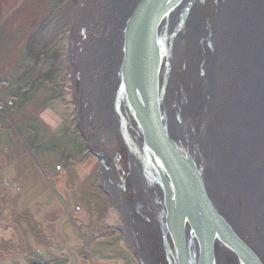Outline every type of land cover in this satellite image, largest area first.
<instances>
[{
	"label": "rangeland",
	"instance_id": "374dc122",
	"mask_svg": "<svg viewBox=\"0 0 264 264\" xmlns=\"http://www.w3.org/2000/svg\"><path fill=\"white\" fill-rule=\"evenodd\" d=\"M138 1L0 0V78L11 81L9 85H0V194L5 188L15 199L25 197V204H30L37 193L44 192L37 204L28 209L38 210V215L36 219L30 215L26 218L24 235H35L39 230L48 232L51 224L56 223L64 222L71 228L77 206L78 210L84 208V213L90 206H95L96 211L111 207L112 198L96 173L101 163L92 152L85 154V139L89 138L94 151L110 150L115 154L122 145L119 120L113 109L114 94L119 82L123 26ZM242 1H195L199 10L195 19L199 15V24L193 19L189 25V18L175 41L164 113L171 135L193 152L204 170L213 202L264 263V234L258 224L248 219L243 193L238 190L232 195L220 184L226 181V175L230 178L239 161L237 155L223 160V152L227 157L231 154V131L230 138L225 136V147L213 142L214 128H228V121L218 117L229 119L224 102H230L232 110H240L242 105L241 97L231 87H239L238 71L243 74L240 67L249 64L241 63V56L234 51L236 58L231 62L230 43L226 40L227 25L232 24L233 14L237 16V6ZM208 55L212 71L204 63ZM188 63L197 72L193 81L189 78ZM208 103L213 106L207 107ZM214 108L215 117H211ZM220 134L224 135L222 131ZM211 142L213 148L221 150L215 156L218 163L210 161ZM122 172H127L125 167L117 173V193L120 197L130 194L134 205L143 196L131 187L119 186ZM108 184L110 188L113 185L112 181ZM145 201V205L151 203L150 198ZM154 201L158 204L155 209L159 208V200ZM15 203H10L11 211ZM58 206L61 211L53 210ZM4 209L8 210L6 206ZM155 209L150 212L159 229L160 209ZM3 220L5 227L6 216ZM81 229L76 232L80 234ZM5 234L0 226V240ZM126 251L122 244L119 255ZM216 258L217 264H240L232 252L218 245Z\"/></svg>",
	"mask_w": 264,
	"mask_h": 264
},
{
	"label": "water",
	"instance_id": "95a60500",
	"mask_svg": "<svg viewBox=\"0 0 264 264\" xmlns=\"http://www.w3.org/2000/svg\"><path fill=\"white\" fill-rule=\"evenodd\" d=\"M195 1L139 0L127 17L114 94L120 136L149 184L161 190L158 220L168 264H217V245L240 264H264L213 202L204 170L171 135L163 111L175 41ZM10 82L0 78V85ZM94 154L109 167L105 152Z\"/></svg>",
	"mask_w": 264,
	"mask_h": 264
},
{
	"label": "crops",
	"instance_id": "0c3cea01",
	"mask_svg": "<svg viewBox=\"0 0 264 264\" xmlns=\"http://www.w3.org/2000/svg\"><path fill=\"white\" fill-rule=\"evenodd\" d=\"M96 173L106 194L112 198L111 207L96 211L95 206H90L84 213V208L78 210L77 206L72 218L75 226L70 228L64 222L56 223L51 224L49 231L46 225L48 232L44 233L34 226L39 230L35 235H24L22 231L29 215L37 218L38 210L29 212L28 209L37 204L44 192L35 194L37 197L30 204H25V197L15 199L8 189L3 188L0 194V226L6 234L0 240V264H140V260L143 264H154L159 244L155 233L158 226L152 218L151 208L139 201L134 205L117 206V195L120 194L117 187H108V181L112 180L110 173L102 168ZM1 180L3 182L4 178ZM12 202L16 205L11 211ZM56 209L61 211L59 206L53 208ZM64 215L69 214L64 212ZM81 227L79 234L76 231ZM122 244L127 251L120 256Z\"/></svg>",
	"mask_w": 264,
	"mask_h": 264
},
{
	"label": "bare ground",
	"instance_id": "6f19581e",
	"mask_svg": "<svg viewBox=\"0 0 264 264\" xmlns=\"http://www.w3.org/2000/svg\"><path fill=\"white\" fill-rule=\"evenodd\" d=\"M228 3L231 5L229 1ZM198 12V8L194 5L189 13V25H192V21L195 19L196 13ZM195 24H199V15L197 16V19H195ZM171 25L173 24L171 23ZM227 27L229 31L227 30L226 32L228 33L226 40L230 43L229 50L231 52L230 55L232 56V59H230L231 62L234 63L236 58L235 54L237 52V54L241 56L239 58L240 62H244L243 64L246 65L249 64V66H245V68L239 66L243 71V74L238 71V74H240L239 80L242 84L240 83L237 89H235L234 85L231 87V91H234L235 95L241 97L239 101V104L242 103L240 106L241 109L232 110L231 103L225 101L223 106H227V109L229 110L228 112L232 117L230 115L229 119L223 118L222 116L220 117V115L218 117L223 119L225 123L228 121V128L223 125L219 130H216V128L213 129V142H216V146L218 143L223 144L225 147L227 143L226 139L230 138L228 135L229 131H231V140L234 139L233 143H230L229 145L231 153L229 157H227L224 152H221L223 160L232 156L234 157L235 155H237V159H239L235 166V171L231 174L233 178L231 176L229 178L226 175L223 177L226 181L220 184H222V188L229 189L232 195H235L238 190L243 193V197L246 200V215H248V219L251 223L258 224L264 234V0H248L247 2L243 0L242 3L237 6V16L233 14L232 24L227 25ZM189 29L191 28L189 27ZM212 32L215 35V31L212 30ZM180 34L181 31L178 36ZM219 36L220 34L217 39L216 37L213 39H216L217 42ZM232 51H234L235 54ZM257 59H260V63L257 62ZM192 62L193 60L191 63ZM191 63H188V69L189 66H191V74H189V78L191 77L190 79L193 81L197 77V72L192 71L193 68ZM204 63L205 67L210 68L212 71L213 63L209 60V55ZM231 69L234 70V66H231ZM234 83L237 85L236 81H234ZM165 104L166 101L164 100L163 111ZM208 105L213 106L212 103H208L207 107ZM217 106L221 108L220 103H218ZM210 116L215 117V108L213 112L211 111ZM167 124L169 127L168 120ZM219 131H222L224 135H219ZM210 144L212 145V148L215 147L212 142ZM202 150L204 151L203 148ZM219 150L217 148L211 150L212 155L210 157L212 158H210V161L213 160L215 163H218V158L216 157L219 154ZM208 153L210 154V151H208ZM218 180L221 181L220 177L217 181ZM224 184H227V186ZM250 215L253 217L254 221ZM249 220L246 221L248 222Z\"/></svg>",
	"mask_w": 264,
	"mask_h": 264
},
{
	"label": "flooded vegetation",
	"instance_id": "af4514ba",
	"mask_svg": "<svg viewBox=\"0 0 264 264\" xmlns=\"http://www.w3.org/2000/svg\"><path fill=\"white\" fill-rule=\"evenodd\" d=\"M176 16L178 17V15H175L172 20L175 21ZM114 32H115V29H114ZM110 34H111V32H110ZM172 68H173V65H172ZM171 71H172V69H171ZM170 76H172L171 73H170ZM170 82H171V77H170L169 83ZM114 112L117 116V113L115 110H114ZM116 126H117V124H116ZM186 134H188V132H186ZM85 140L87 143V144L86 143L85 144L88 146L86 148L85 154H87L89 151L92 152V156L95 159H97L99 161V163H101V160L99 159V157H97L94 154V152H105L107 154L109 167L107 168V166H104L101 164L100 168H102L105 171H108V173H110V175H111L110 177H112V180H111L112 184H113L112 187H118L117 186L118 185L117 175H119L120 173L119 174H117V173L119 170H121V168L125 167L127 172L121 173V179L122 180L121 179L120 180L122 181V184H119V186H122L125 189L127 187H131L132 191L133 190L139 191L140 194L143 196V197H141L140 203H146L145 200H147V198H150L151 203L150 204L148 203L149 205L148 204H146V205H148L152 209H155L158 205V204H156L154 199L155 198L158 199L159 200V206H158L159 208H157V209L161 210L160 199L158 198L159 196L161 197V190H160L159 186L158 185L152 186L149 184L148 178L143 173L142 165L136 159H134V157L131 155L129 149L127 148V146L123 142L122 138L119 141L120 144H122V145H120V148L117 150V152H115V154L113 152H111L110 150L94 151L93 149H91L89 138H86ZM138 175H140V181L139 182H138V180H139ZM124 177H126V180L123 179ZM113 179H114V183H113ZM131 201H130L128 196L127 197L118 196L117 197V203H118L117 206L131 205V203H132ZM137 201L138 200H136V202ZM157 209H155V210H157ZM157 221L159 222V220H157ZM155 233H156V237L158 239L159 249H157L158 257L155 258L154 264H168V262L165 258V250H164V246L162 243L161 232H159V229H158V231H156Z\"/></svg>",
	"mask_w": 264,
	"mask_h": 264
},
{
	"label": "built area",
	"instance_id": "2783aa9c",
	"mask_svg": "<svg viewBox=\"0 0 264 264\" xmlns=\"http://www.w3.org/2000/svg\"><path fill=\"white\" fill-rule=\"evenodd\" d=\"M57 168H60V167H57Z\"/></svg>",
	"mask_w": 264,
	"mask_h": 264
}]
</instances>
